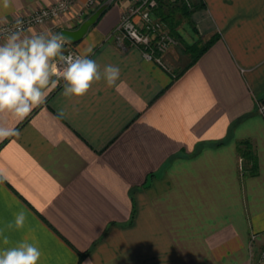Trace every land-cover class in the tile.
<instances>
[{"label": "crops", "instance_id": "crops-1", "mask_svg": "<svg viewBox=\"0 0 264 264\" xmlns=\"http://www.w3.org/2000/svg\"><path fill=\"white\" fill-rule=\"evenodd\" d=\"M59 1L10 0L5 8L0 0V26ZM86 1L53 21L50 33L75 29ZM199 2L195 42L216 39L179 78L111 37L129 0H115L75 45L82 54L91 47L101 70L119 66L120 80L111 88L96 82L83 97H65L58 83L15 125L19 136L0 141L8 177L0 182V231L9 238L4 245L0 236V250L27 240L41 250L38 264H257L264 0ZM180 49L163 57L168 65L181 60ZM244 143L254 149L255 175L240 168ZM20 210L24 227L8 229Z\"/></svg>", "mask_w": 264, "mask_h": 264}, {"label": "clouds", "instance_id": "clouds-1", "mask_svg": "<svg viewBox=\"0 0 264 264\" xmlns=\"http://www.w3.org/2000/svg\"><path fill=\"white\" fill-rule=\"evenodd\" d=\"M10 0H3L9 7ZM17 21L15 30H5L4 41L0 43V141L19 136L15 126L23 122L34 108L46 101L48 93L63 81L65 97H83L96 82L104 81L107 87L117 86L120 68L117 65L101 66L89 58L92 48L84 54H65V37L58 33L35 32L30 35ZM63 117L65 113L60 111ZM15 123L10 124L9 120ZM8 177L0 172V182ZM27 215L24 210L14 214L8 229L24 227ZM3 244H9L8 236L0 231ZM41 250L27 240L15 246L0 250V264H38Z\"/></svg>", "mask_w": 264, "mask_h": 264}, {"label": "built area", "instance_id": "built-area-1", "mask_svg": "<svg viewBox=\"0 0 264 264\" xmlns=\"http://www.w3.org/2000/svg\"><path fill=\"white\" fill-rule=\"evenodd\" d=\"M78 1L61 0L34 13L28 14L19 20L3 24L0 26V43L4 41L5 30H15L17 21L21 22L19 27L24 32L31 28H42L40 32H52L54 28L49 27V25L53 24V21L59 18L69 16ZM129 1L131 2L130 7L124 12L120 23L111 34V37L114 38L118 46L124 48L127 43H130L140 48L146 59H155L162 65V55L177 44V39L172 36L167 24L155 17V12L159 6L158 0ZM182 1L189 10H193L196 2L199 0ZM97 4L98 0H87L85 10L76 16L77 19L85 20L86 13L94 8L96 9L99 6ZM69 52L82 54L76 48L65 52V54ZM59 84H64V82L60 81ZM258 112L264 117V101L258 102ZM239 164L240 168H243V159H239ZM254 238L256 239V236ZM257 264H264V250L260 254Z\"/></svg>", "mask_w": 264, "mask_h": 264}, {"label": "trees", "instance_id": "trees-1", "mask_svg": "<svg viewBox=\"0 0 264 264\" xmlns=\"http://www.w3.org/2000/svg\"><path fill=\"white\" fill-rule=\"evenodd\" d=\"M158 3L159 6L155 12L157 13V17L167 24L172 36L177 39L178 26L181 23L180 18H184L186 21H191L193 14L199 8L200 4L199 1L196 2L195 8L193 10H189L184 5L182 0H158ZM177 14L181 16L179 19L177 18ZM77 27L78 26H75V28ZM215 39L216 38L211 39L209 42L202 46H200L199 43L193 46H188L187 50L192 55V59L185 68H183L181 71L179 70L178 73H176L175 79L179 78L186 71V69L194 65L198 61V59L209 49ZM221 144L222 143H219V145ZM239 157L243 159V169L246 172H243L244 176L255 175L257 173L256 155L251 144L244 143L239 146ZM152 177L153 176H151V178ZM83 255L84 254H81V257H83Z\"/></svg>", "mask_w": 264, "mask_h": 264}, {"label": "rangeland", "instance_id": "rangeland-1", "mask_svg": "<svg viewBox=\"0 0 264 264\" xmlns=\"http://www.w3.org/2000/svg\"><path fill=\"white\" fill-rule=\"evenodd\" d=\"M100 1L101 0H98V5H100ZM96 6V7H97ZM95 9V8H94ZM94 9L91 10L89 13L87 12L86 13V18L92 13L94 12ZM156 17V16H155ZM181 16L179 14H177V18L179 19ZM85 18V19H86ZM157 18V17H156ZM159 19V18H157ZM181 19V23L180 25L178 26V39H177V44L175 46H172L170 49H168L167 52H165L163 55H162V65L167 69V70H170L172 72L176 71V73H178V71L182 70L181 68L184 67L185 64L188 63V61H190L192 59V55L189 53V51L187 50V47L188 46H193L195 44H200V46H202V42H199V41H196L195 42V37H194V26H193V22L192 20L191 21H186L184 18H180ZM84 19H77V23H76V26H79V24L83 21ZM160 20V19H159ZM171 33V32H170ZM184 35V37H183ZM184 38H187V42ZM185 40V41H184ZM181 42V43H180ZM185 46V48L183 49V47ZM179 49L181 48L180 50L182 51V55L183 57L181 58V60L176 64V66L174 65H168V63H166L165 61V58L163 59V57L165 55H167L168 53H170L171 51H175L174 49ZM75 49V45H71V44H65V52H68L70 50H73ZM179 50V51H180ZM176 52V51H175ZM143 54V53H142ZM144 56V55H143ZM145 58V57H144ZM146 59V58H145ZM149 60V59H147ZM149 61H155L156 63L160 64L159 62H157L155 59H151ZM166 63V64H165ZM161 65V64H160ZM178 67V68H177ZM176 76V75H175ZM175 78V77H174ZM264 101V100H263ZM264 118V117H263ZM257 238V237H256ZM264 250V246L262 247V250L260 251L261 253L263 252ZM258 263V262H257Z\"/></svg>", "mask_w": 264, "mask_h": 264}, {"label": "water", "instance_id": "water-1", "mask_svg": "<svg viewBox=\"0 0 264 264\" xmlns=\"http://www.w3.org/2000/svg\"><path fill=\"white\" fill-rule=\"evenodd\" d=\"M115 0H106L99 5L77 28L62 29L59 34H62L67 43L72 45L79 44L90 32L91 28L95 27L103 15L109 10Z\"/></svg>", "mask_w": 264, "mask_h": 264}]
</instances>
